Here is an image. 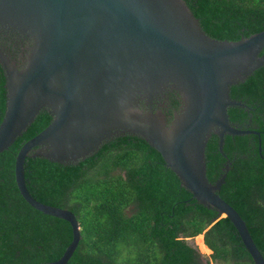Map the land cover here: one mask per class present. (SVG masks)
<instances>
[{
  "label": "water",
  "instance_id": "1",
  "mask_svg": "<svg viewBox=\"0 0 264 264\" xmlns=\"http://www.w3.org/2000/svg\"><path fill=\"white\" fill-rule=\"evenodd\" d=\"M0 29L17 35L15 41L30 39L20 66L0 34L6 90L0 152L41 109L48 110L50 122L16 154L15 181L29 205L72 227L63 254L40 264L68 261L80 239L79 223L68 208L30 194L25 158L76 163L123 134L158 150L192 197L232 222L254 264H264L245 221L218 194L228 165L212 183L204 157L212 132L220 148L225 134L255 132L232 125L227 108L244 106L230 98V85L264 64V30L239 40L212 38L184 0H0ZM166 89L181 101L170 123L151 107Z\"/></svg>",
  "mask_w": 264,
  "mask_h": 264
},
{
  "label": "trees",
  "instance_id": "2",
  "mask_svg": "<svg viewBox=\"0 0 264 264\" xmlns=\"http://www.w3.org/2000/svg\"><path fill=\"white\" fill-rule=\"evenodd\" d=\"M184 2L212 38L239 40L264 30V0ZM4 81L0 66V121ZM168 95L170 123L181 101L177 92ZM229 96L244 103L227 108L230 123L255 132L225 134L221 148L212 132L204 150L206 176L213 183L228 165L218 194L243 218L264 258V64L230 85ZM50 120L41 109L0 152V264L56 260L72 239L70 223L29 205L14 176L18 150ZM23 166L35 199L68 208L78 220L80 239L65 264H203L189 242L201 233L215 264H254L232 222L192 197L160 152L136 135H115L76 163L26 157Z\"/></svg>",
  "mask_w": 264,
  "mask_h": 264
},
{
  "label": "flooded vegetation",
  "instance_id": "3",
  "mask_svg": "<svg viewBox=\"0 0 264 264\" xmlns=\"http://www.w3.org/2000/svg\"><path fill=\"white\" fill-rule=\"evenodd\" d=\"M0 34H3L4 37H8V44L6 43L5 46H3L5 48V50L8 52L9 56L15 60L16 56L19 55L18 60L25 59L26 56V46L30 43V39L29 38H19V40L15 39L17 38V35L12 34V32L10 31H6L4 29H0ZM15 38V39H14ZM12 39H14V41H12ZM23 43V46H21V43ZM7 45H9L10 47H7ZM17 49V50H16ZM169 89H166L164 92V97H161L160 101L154 100L153 103L151 104V107L153 110L155 109H161L164 113V115L166 116V118L168 117V115L170 116V114L167 113V108L170 106V96L168 95ZM175 92V91H174ZM160 103V105H159ZM177 112L176 110L174 111V113Z\"/></svg>",
  "mask_w": 264,
  "mask_h": 264
},
{
  "label": "rangeland",
  "instance_id": "4",
  "mask_svg": "<svg viewBox=\"0 0 264 264\" xmlns=\"http://www.w3.org/2000/svg\"><path fill=\"white\" fill-rule=\"evenodd\" d=\"M189 242L194 245L202 256L203 264H215L216 262L211 257V249H209L203 242V233L199 236L190 238Z\"/></svg>",
  "mask_w": 264,
  "mask_h": 264
},
{
  "label": "bare ground",
  "instance_id": "5",
  "mask_svg": "<svg viewBox=\"0 0 264 264\" xmlns=\"http://www.w3.org/2000/svg\"><path fill=\"white\" fill-rule=\"evenodd\" d=\"M197 236H199V234Z\"/></svg>",
  "mask_w": 264,
  "mask_h": 264
}]
</instances>
